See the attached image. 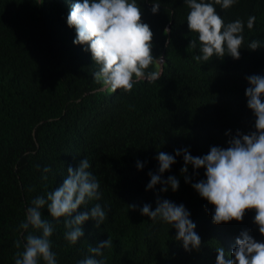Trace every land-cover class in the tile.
I'll use <instances>...</instances> for the list:
<instances>
[{
	"label": "trees",
	"instance_id": "16d2710c",
	"mask_svg": "<svg viewBox=\"0 0 264 264\" xmlns=\"http://www.w3.org/2000/svg\"><path fill=\"white\" fill-rule=\"evenodd\" d=\"M74 2L0 0V264H14V242L27 235L19 225L32 201L61 186L68 167L75 169L83 158L100 185V198L86 207L100 204L107 218L99 228L91 219L84 222L83 236L70 245L64 239L65 218L52 220L45 206L41 214L53 224L49 239L57 264H78L90 255L89 246L108 239L112 246L95 257L103 264H184L204 251L208 240L204 264H216V249L222 246L209 236L217 227L227 228L235 239L247 231L264 243L253 223L254 210L240 222H212L214 207L192 188L205 179L204 169L189 165L182 175V155L162 177L177 178L178 189L161 192L157 185L146 191L148 173L158 171V152L174 155L186 148L194 157L204 156L213 146L226 148L237 131H255L245 90L247 77L264 69V0H238L226 10L215 5L226 24L244 21L246 36L238 60L225 55L202 63L192 59L200 55L199 45L188 48L198 35L188 30L190 9L184 0H159L156 14L151 0H137L142 22L153 33V57L162 58L148 70L161 77L155 83L134 77L127 93L103 90L93 78L98 66L91 54L73 44L75 30L66 20ZM249 16L256 18L251 30ZM252 40L260 48L250 51ZM137 162L143 164L139 170ZM46 166L51 171L42 179ZM157 199L184 205L201 239L197 250L176 246L173 226L141 215L145 204L155 210ZM87 210L78 208L69 219Z\"/></svg>",
	"mask_w": 264,
	"mask_h": 264
},
{
	"label": "clouds",
	"instance_id": "9594fccd",
	"mask_svg": "<svg viewBox=\"0 0 264 264\" xmlns=\"http://www.w3.org/2000/svg\"><path fill=\"white\" fill-rule=\"evenodd\" d=\"M237 2L184 0L190 9L186 17L188 30L198 35V42L191 39L188 45V48L193 49L199 45L200 55L192 57L195 62H207L214 56L222 59L225 55L234 60L240 58L246 36L245 23L238 18L226 24L215 7L219 5L226 10ZM159 8V0H151V13L156 14ZM255 19V16L248 17L249 30L254 27ZM66 23L75 30L73 44L85 46L84 51L91 54L93 63L98 66L93 78L103 84V90L107 87L112 92L122 89L127 93L133 89L134 77L148 83H155L161 77L159 71L148 70L150 66L162 63V58L153 57V33L150 26L142 22V11L137 0H75ZM247 48L254 51L260 48V42L252 40ZM247 83L249 86L245 90V97L247 108L255 116V131L248 134L237 131L228 140L226 148L213 146L204 156L194 157L186 148L176 149L174 155L158 152V171L148 173L150 180L146 191L161 185V192L169 189L175 192L179 180L173 176L167 179L162 177L175 163L176 156L182 155V175L188 172L189 165L193 169H204L205 179L193 183L192 188L214 207V224L240 222L246 211L254 210L253 223L258 227L259 234L264 236V69L257 75L247 77ZM136 167L139 170L143 164L137 162ZM89 168L87 158H83L75 169L69 166L61 186L50 191L46 198L41 196L32 201L24 221L19 225V229L27 232V235L14 242L17 249L14 264H40L41 261L43 264H57L49 239L54 231L53 224L41 214L45 206L52 220L65 218L64 239L70 245H75L83 236L81 225L84 222L91 219L98 228L103 224L107 218L105 209L100 204L86 207L92 199L100 198V185ZM50 171L49 167H44L41 178L47 179L46 174ZM185 182H188V177H185ZM81 207L88 210L69 219ZM128 207L135 208V205ZM140 211L142 216L153 222L159 220L173 226L176 230V246L182 248L183 245L185 251L200 247L201 239L194 231L195 224L184 205L157 199L155 210L145 204ZM209 238L217 239L222 246L216 249V264H264V243L256 241L247 231L241 232L235 239L227 228L217 227ZM111 246L112 241L109 239L96 247L89 246L90 255L78 264H103V260L95 257H102L103 250ZM210 246L208 240L205 250L195 252L190 259L184 260V264H204Z\"/></svg>",
	"mask_w": 264,
	"mask_h": 264
}]
</instances>
